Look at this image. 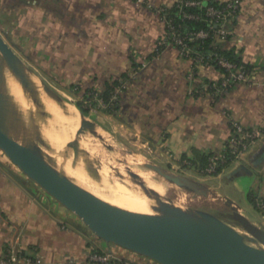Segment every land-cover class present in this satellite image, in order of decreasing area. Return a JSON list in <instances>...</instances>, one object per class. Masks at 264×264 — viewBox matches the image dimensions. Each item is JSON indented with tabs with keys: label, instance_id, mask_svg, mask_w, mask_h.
Wrapping results in <instances>:
<instances>
[{
	"label": "crops",
	"instance_id": "0c3cea01",
	"mask_svg": "<svg viewBox=\"0 0 264 264\" xmlns=\"http://www.w3.org/2000/svg\"><path fill=\"white\" fill-rule=\"evenodd\" d=\"M178 1L0 0V37L22 67L42 73L37 78L72 101L97 130L147 149L151 165L179 169L264 231V215L248 201L249 193L264 200V135L216 176L182 168V161L220 152L232 120L264 133V0H216L240 4L233 37L216 45L233 50L252 72L249 83L222 96L208 89L221 81L218 69L197 67L190 80V60L174 47L157 49L165 33L158 11ZM115 82L120 91L111 109L101 96ZM11 164L0 157V257L13 246L41 264H86L93 252L127 264H157L98 239ZM239 195L244 206L233 198ZM246 211L261 215L250 219Z\"/></svg>",
	"mask_w": 264,
	"mask_h": 264
},
{
	"label": "water",
	"instance_id": "95a60500",
	"mask_svg": "<svg viewBox=\"0 0 264 264\" xmlns=\"http://www.w3.org/2000/svg\"><path fill=\"white\" fill-rule=\"evenodd\" d=\"M0 56L22 93L29 92L34 105H38L37 91L41 89L58 108H65L61 98L45 83L40 82V87L35 85L1 37ZM1 68L0 61V150L29 180L80 219L98 239L157 264H264V231L251 224L230 201H227L231 208L228 218L242 233L236 230L235 225L213 214L180 209L165 201L155 191L146 188L141 177L132 178L140 188L139 193L153 201L149 209L154 214L136 213L109 205L61 174L49 163L41 148L46 144L35 132V120L30 110L26 125L28 131L20 127L17 135L12 136L6 130L3 121L10 111L11 102ZM84 129L100 138L94 126L80 114L75 135ZM259 157H264V144ZM145 167L188 192L198 194V189L202 188L156 165L147 164Z\"/></svg>",
	"mask_w": 264,
	"mask_h": 264
},
{
	"label": "rangeland",
	"instance_id": "374dc122",
	"mask_svg": "<svg viewBox=\"0 0 264 264\" xmlns=\"http://www.w3.org/2000/svg\"><path fill=\"white\" fill-rule=\"evenodd\" d=\"M0 61L2 65V74L6 80L10 82L11 91V103L9 105L10 111L3 121L6 130L12 136L17 135L20 127H23L24 130L28 131L26 125L29 123L28 110H30L35 120V132L38 136L42 137L43 142L46 144L45 147L41 146L46 158L57 171L68 179L80 187V183L84 185H86L85 182L90 184L93 183L92 185H97L96 187H98L101 193L105 196H114L118 193H122L123 195L129 194L132 198L139 201L142 208L149 209V206L153 201H149L142 194H139L140 188L134 183L132 178L133 176L141 177L144 180L146 188L155 191L165 201L184 206L181 209L208 212L226 223L235 225L228 218V215L231 214V208L227 205V202L222 196H215L203 187L198 189L200 190L198 194L188 192L169 183L164 178L147 169L145 165L154 164V159H152V156H148L147 149L127 144L125 141H121L114 136H109L106 133L108 131L103 132L99 129L97 130L95 127L94 128L100 134V138L92 136L86 129L80 134L75 135L81 113H79L78 109L73 105V102L66 97H60L65 108H59L58 111L52 106V104H54L53 101L46 97L41 89L37 91L38 105H34L29 92H26L25 94L22 93L23 100H28V103L22 101L18 83L12 77L2 60ZM23 69L30 74L29 76H31L35 85L40 87V82L43 81L37 77H43L42 73L33 67H23ZM16 94L18 97L16 100H19V102L13 99ZM49 106L54 108L58 119H55L56 117L52 115L54 111ZM47 108H50L51 111H48ZM82 110H84L83 107ZM71 112L73 114H71ZM58 156H61L63 161ZM0 157H3L7 163H10L1 150ZM57 158H59V160ZM189 164L190 163L187 161H182V168L192 170L193 166L192 164ZM76 166H78V168ZM110 166H114L113 168H116L115 171L110 172L109 175L100 173L101 169L110 168ZM12 167L17 169L14 165H12ZM164 171L176 176L187 178V176L179 171V169L172 170L164 167ZM117 173L126 175V188L115 189L116 186H114V190H110L109 188L105 189L103 185L106 180H113ZM100 185H102V188ZM130 188L136 190L131 194L129 193ZM203 192L205 194H203ZM233 198L238 204L244 206L240 195L234 196ZM260 213L257 211H251L250 213L249 211H246V214L250 219L260 217L262 214ZM235 228L242 233V230L238 226L235 225Z\"/></svg>",
	"mask_w": 264,
	"mask_h": 264
},
{
	"label": "built area",
	"instance_id": "2783aa9c",
	"mask_svg": "<svg viewBox=\"0 0 264 264\" xmlns=\"http://www.w3.org/2000/svg\"><path fill=\"white\" fill-rule=\"evenodd\" d=\"M208 0H179L176 4L185 7L203 8ZM240 4L237 1L225 2L223 7L215 9L208 7L205 10V19H207L208 31H198L192 36L195 40H203L208 37H213L215 40L228 41L234 35L233 25L239 11ZM162 14L165 24V33L161 40L157 43V49L164 47H174L183 59L190 60L194 69L189 75L192 80L197 67H214L223 70L222 79L216 84L208 86V89L215 95L222 96L225 91L238 85L250 82L252 72H247L245 67L236 66L228 61L224 56L216 51L209 54H201L194 52L186 43V38L182 36L178 28L172 25V20L166 9H159ZM181 19L200 20L199 16L189 15L181 12ZM215 28V30H213ZM213 31L210 35L209 32ZM120 87L115 88L109 98L106 106L114 109L117 103V95ZM263 132L259 130H250L242 126L239 122L232 120L230 122V134L220 152L212 154L206 167L201 171L206 176H216L217 171L224 169L227 163H231L240 159V157L248 152L262 136ZM190 165V164H189ZM194 167V166H193ZM257 209L264 215V204L261 201L257 203ZM0 264H41V260L37 257H31L23 250L13 246L7 248L0 257ZM68 264H75L70 261ZM86 264H127L122 261L115 260L109 253L93 252L88 256Z\"/></svg>",
	"mask_w": 264,
	"mask_h": 264
},
{
	"label": "trees",
	"instance_id": "16d2710c",
	"mask_svg": "<svg viewBox=\"0 0 264 264\" xmlns=\"http://www.w3.org/2000/svg\"><path fill=\"white\" fill-rule=\"evenodd\" d=\"M197 1V0H196ZM199 1V0H198ZM205 3L206 6H204L203 8L199 9V8H192V7H185V6H181L179 5L177 7V5L171 7L170 9H166L169 18L172 20V25L176 28H178V30L180 31V33L182 34L183 37L186 38V43L187 45L196 53H201V54H209L212 52H217L218 54L224 56L228 61H230L231 63H233L234 65L238 66H243L245 67L246 71L249 72L251 71L250 67L244 65L241 60L236 56L235 52L233 50H229V51H224L221 50V48H219L216 45L215 39L213 37H208L206 39L203 40H195L194 37L192 36L193 34H195L198 31H208L207 28V19H205L204 17V13L205 10L208 7H212L215 9H220L223 7L224 3H220L216 0H208ZM181 12H184L186 14L189 15H196L200 17V20L196 21V20H186V19H181ZM213 30H215V28H213ZM213 31H210L209 34L211 35ZM221 73H223V70L218 69ZM118 87V82L112 83V84H108L106 86V90L103 93V95L101 96V100L104 103H108L109 98L111 97L112 92H114L115 88ZM78 107L82 110V107L80 105H78ZM108 109L107 111L109 112ZM84 113H86L84 110H82ZM211 155H207V156H203L201 159H199L198 161H192L189 162L190 164H192V166L196 167V169L201 172L207 165L208 163V159ZM229 163H227L223 168L227 167ZM221 172V169H219L217 171V174H219ZM248 201L250 204H252L255 208H257V203L255 201V199L252 197L251 193L248 194ZM261 202L264 204V200H261Z\"/></svg>",
	"mask_w": 264,
	"mask_h": 264
},
{
	"label": "bare ground",
	"instance_id": "6f19581e",
	"mask_svg": "<svg viewBox=\"0 0 264 264\" xmlns=\"http://www.w3.org/2000/svg\"><path fill=\"white\" fill-rule=\"evenodd\" d=\"M3 75V74H2ZM3 81L5 83V88H6V92L11 95V91H10V82H8L6 80V78L4 77L3 75ZM19 89H20V94H21V99L22 101H26V100H23V97H22V90L19 86ZM18 97H17V94L16 96L13 98L15 101L19 102V100H16ZM52 104V103H51ZM52 106L58 111L59 108L55 105V104H52ZM50 107V106H49ZM53 111H54V108L50 107ZM50 108H47L48 111H51ZM55 113V111H54ZM52 113L53 116H55L56 118L55 119H58L56 116V113L54 114ZM71 114H73L71 112ZM87 135V134H86ZM62 156V155H61ZM61 156H58L61 160ZM57 157V156H56ZM59 158H57L59 160ZM63 161V160H62ZM61 161V162H62ZM78 168V166H76ZM114 166H110V168H105V169H101L100 170V173L104 174V175H109L110 172L112 171H115V169L113 168ZM81 171V170H79ZM81 173V172H80ZM80 176V175H79ZM85 177V176H84ZM163 178V177H162ZM84 179V178H83ZM126 182H127V177L126 175L124 174H119L117 173L116 174V177L113 179V180H106V182L104 183L103 187L105 189H110V190H114V186H116L115 189H123V188H126ZM85 184L87 185H84L82 183H80L81 187H83L84 189H86L87 191H89L90 193H92L93 195H95L96 197L100 198L102 201H104L105 203L109 204V205H112V206H115V207H119V208H122V209H125V210H128V211H132V212H136V213H144V214H154L150 209H144L140 206L139 204V201H137V199L135 198H132L131 195L129 194H122V193H118L114 196H105L104 194L101 193V191L98 189V187L90 184V183H86ZM101 188H102V185H100ZM119 189V190H120ZM136 190V189H132L130 188L129 190V193L132 194V192ZM140 194V193H139ZM175 205L176 207L178 208H183L184 206L182 205H177V204H173Z\"/></svg>",
	"mask_w": 264,
	"mask_h": 264
}]
</instances>
